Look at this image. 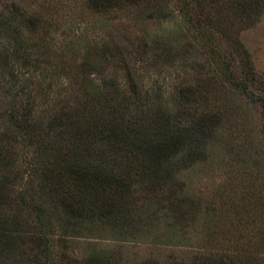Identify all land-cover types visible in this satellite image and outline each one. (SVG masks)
I'll return each mask as SVG.
<instances>
[{
  "label": "rangeland",
  "instance_id": "374dc122",
  "mask_svg": "<svg viewBox=\"0 0 264 264\" xmlns=\"http://www.w3.org/2000/svg\"><path fill=\"white\" fill-rule=\"evenodd\" d=\"M14 70L35 117L80 102L82 86L129 94L135 81L142 101L174 114L185 92L191 119L206 110L217 119L194 137H205L194 163L187 153L173 161L162 194L137 185L130 221L50 216V264H200L214 254L264 262V0H0V72ZM1 77V129L16 140L13 192L29 199L34 148L10 125L13 93ZM168 183L183 200L171 210ZM16 214L34 226L32 212Z\"/></svg>",
  "mask_w": 264,
  "mask_h": 264
},
{
  "label": "trees",
  "instance_id": "16d2710c",
  "mask_svg": "<svg viewBox=\"0 0 264 264\" xmlns=\"http://www.w3.org/2000/svg\"><path fill=\"white\" fill-rule=\"evenodd\" d=\"M0 76L13 93L14 105L7 113L10 125L28 148H34L29 166L35 187V196L29 199L25 193L14 194L19 173L10 144L16 140L13 131L1 129L0 123V264H50L48 221L57 212L90 222L130 221L136 214L130 205L137 185L142 192L162 194L172 178L173 161L187 153L188 165L194 163L193 156L202 154L199 147L205 143L203 134V141L196 143L194 137L206 134L217 120L207 110L197 120L191 119L194 101L185 92L180 93L181 110L174 114L165 105L142 101V88L135 81L129 85V94L114 84H103L100 91L90 93L82 86L80 102L74 100L72 107L47 109L35 117L20 73L1 71ZM228 76L235 87L244 88L234 74ZM260 104L264 109L263 100ZM96 108L94 114L101 115L91 114ZM172 189L165 199L170 210L183 204L182 194ZM23 210L35 216L31 228L16 214ZM210 256L202 257L200 264H240L227 255Z\"/></svg>",
  "mask_w": 264,
  "mask_h": 264
}]
</instances>
